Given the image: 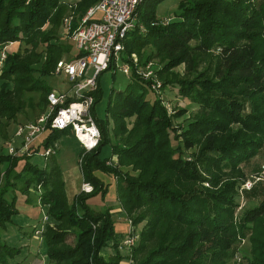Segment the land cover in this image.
Instances as JSON below:
<instances>
[{
	"label": "trees",
	"instance_id": "trees-1",
	"mask_svg": "<svg viewBox=\"0 0 264 264\" xmlns=\"http://www.w3.org/2000/svg\"><path fill=\"white\" fill-rule=\"evenodd\" d=\"M66 1L0 0V48L7 45L0 67L2 137V127L28 106L26 93L38 94L37 105L46 103L50 88L44 78L53 74L55 63L68 56L71 46L58 42L56 34ZM95 1L76 0L69 7L74 14L71 27ZM161 1L138 3L135 12L143 29L127 32L121 59L127 62L130 52L150 47L142 57L159 58L162 65L156 73L162 87L175 88L177 95L199 106L185 126L172 124L184 110L167 115L156 96L145 97L151 91L149 81L130 67L123 89L108 93L102 118L93 112L101 96L98 80L90 93L99 139L93 148L78 152L81 179L91 186L89 192L78 191L67 199L55 151L43 155L42 167L28 161L66 129L50 130L26 154L0 153V225L17 213L15 196L6 199L16 178L22 180L20 190H40L36 199L55 221L41 232L44 264H118L123 256L136 264H226L229 251L245 237L250 248L244 264H264L262 182L247 192L260 194L257 204L239 216L235 212L244 177L241 165L264 149V0H177V11L166 23L155 17ZM15 43L31 49L25 54L26 47L22 52L19 44L12 48ZM214 48L219 49L214 61L198 71ZM179 64L182 75L172 71ZM107 145L108 153L100 156ZM193 148L187 159L185 151ZM96 172L113 176L117 209L132 227L142 222L128 254L116 248L121 234L114 231L112 207L95 211L86 203L97 194L104 199L108 191ZM204 181L209 187H203ZM105 245L112 248L107 259L100 255Z\"/></svg>",
	"mask_w": 264,
	"mask_h": 264
},
{
	"label": "rangeland",
	"instance_id": "rangeland-1",
	"mask_svg": "<svg viewBox=\"0 0 264 264\" xmlns=\"http://www.w3.org/2000/svg\"><path fill=\"white\" fill-rule=\"evenodd\" d=\"M75 1L76 0H67L65 2L67 8L66 13L62 16V18L66 17L70 13L72 14V16H74L72 12L73 10L69 9L70 6L73 7L74 5L69 6V4L74 3ZM175 11H177V0H162L155 7V17L157 18V20L162 22L167 19L170 20L173 18ZM141 29H143V26H141ZM62 32V26L60 23L59 28L56 32L58 42L68 44L69 42L62 36ZM17 44H19L18 49L20 50V52L23 51V48H27V52L26 50L24 52L25 54L28 53L31 49L29 45L24 46L23 43H15V45H13L14 47L12 48H17ZM10 47L11 45L8 48ZM38 50H40V47L35 49L34 52H37ZM218 50V48L210 49L207 58L198 67L197 70H203L208 61L213 62L214 55ZM71 51L72 48L70 46L68 56L71 54ZM148 52H150V47H144L143 49H140L138 53L132 51L128 54V61L126 63L129 65V69L130 67L133 68V71L136 74L141 76L144 80L149 81V88L151 91L145 92L146 98L156 96L160 100V104L163 106L166 114L169 116L174 114V112L179 108L184 110L183 114L172 119V124L173 126H185L186 123L199 112V106L189 98L177 95L175 88L168 86L164 88L162 87L161 80L156 73L162 63L159 61L158 57L154 56L143 59L144 57H142V55L147 54ZM68 56L65 54L60 59H64ZM121 66L122 64L119 63L118 66L112 69H105L98 74L97 80L99 88L101 90V96L99 100L93 105V112L95 117L97 118H102L104 116V106L106 104V99L110 90H121L129 81L127 75H124L121 72L119 68ZM172 71L178 73L179 75H182L183 65L179 64ZM44 84L47 85L51 90L57 91H62L67 86L66 78L64 77V75H62V73H56L54 70L52 75L46 76L44 78ZM25 96L28 97V106L25 107L20 113H17L16 120L14 122H10L6 127H2L1 129L2 131L4 128L5 137H2L0 135V153L9 154L7 152L9 146H19V149L15 148L17 150V153L12 154L11 156H20L26 154L25 152L28 150V148L36 146L39 142H41L39 140L46 136V134H42L35 137L31 141V143L27 144L28 147L24 150L22 145L24 140L21 139V137L13 135L18 126L24 123L34 122L45 109V105H37V93H26ZM172 144H174V141H172ZM50 146L55 151L53 154V158L55 159V162L60 169L61 178L64 181L63 183L65 194L68 196V200L70 201L75 193H77L78 191H83L82 185L84 184V182H82L81 179L78 163V160L80 161L78 152L81 149V145L73 137L71 132L66 131L59 133L56 137H54L53 142L50 144ZM196 149L193 148L186 150L184 156L186 157L190 151H196ZM108 150V145L103 146L101 148L100 156L106 155L108 153ZM43 155V148L40 147L38 152H34L33 154H31L28 161L32 164L37 165V167H42L45 163V158ZM113 157H115L113 159L116 160V156L114 155ZM187 159H189V156H187ZM21 162L18 163L16 170H19ZM241 166V169L244 173V177L242 179L243 183L248 182L250 186L249 188L242 187L240 191L238 190V205L235 208L237 216L240 215L241 211L244 208L254 206L259 201V193H252L251 195H248L247 192H249L257 182H262V184H264V179L259 178L260 171L262 170V168L264 169V149L259 151L258 155L251 158L248 162L242 164ZM3 168L4 166L1 165L0 186L3 182ZM95 174L102 180L103 183L107 184L108 191L104 197L105 200H101L100 196L97 194L89 197L86 200V203L95 211L100 210L102 206H106V204L108 206H112L111 218L113 221L114 231L116 234H121L120 240H122L125 237L129 227H132V225H128L129 217L123 212V210L117 209L118 203L116 201L114 191L115 180L113 176L106 173L96 172ZM23 176H26V174L23 173L21 177ZM13 184V188L9 187L8 191L6 192V199H9L12 195L15 196L14 207L17 210V213L11 216L9 221L4 222L3 226L0 225V248L2 253V260L0 261V264H44V262L47 261V258L45 256L42 239H31L29 236L30 234L34 236L35 230L40 227L41 212L45 211V207L40 206L38 199H36V196L38 197V191L40 192V190H35L36 188L34 189L33 186H30L27 191L20 190V188L22 187V180L17 178L14 180ZM201 184L203 185V187H209L208 183H206L205 181ZM259 191L260 190H258V192ZM25 198H27V200H25ZM104 202L106 204L103 205L102 203ZM45 214L47 215V213ZM35 221L36 223L35 225H33L31 233H29V228ZM54 224V219H52L50 215H47V219L43 225V230L45 226H53ZM141 225L142 222L132 227L134 232H136L135 234H138V230L140 229ZM120 240H117L116 248L118 249L119 253L124 254L125 251L123 250V248H118ZM67 241L71 243L72 237H70ZM249 248L250 242L248 240V237L240 239L238 245H235L233 249H231L227 254L226 264H244L243 256H248ZM15 249L18 251H14ZM111 253L112 248L108 245H105L100 249V255L104 259H107ZM118 264H136V262L128 256H123Z\"/></svg>",
	"mask_w": 264,
	"mask_h": 264
},
{
	"label": "built area",
	"instance_id": "built-area-1",
	"mask_svg": "<svg viewBox=\"0 0 264 264\" xmlns=\"http://www.w3.org/2000/svg\"><path fill=\"white\" fill-rule=\"evenodd\" d=\"M140 1L96 0L77 18L74 27H71L73 19L71 13L61 19L62 36L69 42L72 51L68 58L60 59L55 63L54 71L64 75L67 86L62 91L50 89L46 93L43 113L34 122L18 126L13 135L24 140L22 143L24 150L35 137L47 134L52 129H66L71 132L85 151L97 144L99 130L90 112L93 104L90 93L96 87L98 74L108 66L116 67L121 63L122 66L119 67L121 72L124 75L128 74L129 65L121 59L123 40L128 31L142 26L137 22L135 12ZM6 46L0 48V67L5 57ZM15 148L19 149V146H9L7 152L10 155L15 154L17 153ZM53 151L49 145L43 152L44 155H49L53 154ZM259 178L264 179L263 168ZM249 186L248 182H242L240 189ZM82 190L90 191L91 186L84 183ZM46 219L47 215L42 212L40 227L35 230L33 238L40 239ZM135 233L130 226L125 237L120 240L118 248H123L127 253L137 240Z\"/></svg>",
	"mask_w": 264,
	"mask_h": 264
},
{
	"label": "crops",
	"instance_id": "crops-1",
	"mask_svg": "<svg viewBox=\"0 0 264 264\" xmlns=\"http://www.w3.org/2000/svg\"><path fill=\"white\" fill-rule=\"evenodd\" d=\"M18 117V116H17ZM43 139V138H42ZM42 139H40L39 141H41ZM64 182V181H63ZM66 197H67V199H68V196L66 195ZM105 200V199H104ZM103 205L104 204H106L105 202L104 203H102ZM107 205V204H106ZM112 207V206H111ZM114 209V208H113ZM38 220V219H37ZM36 220V221H37ZM36 221L30 226V228H29V231L28 232H30V230H31V228L33 227V225H35V223H36Z\"/></svg>",
	"mask_w": 264,
	"mask_h": 264
}]
</instances>
